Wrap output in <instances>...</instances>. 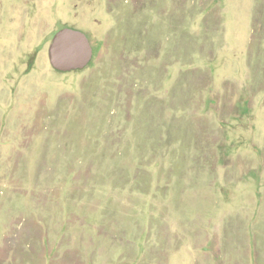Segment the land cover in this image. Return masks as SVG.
Returning <instances> with one entry per match:
<instances>
[{"label":"rangeland","instance_id":"obj_1","mask_svg":"<svg viewBox=\"0 0 264 264\" xmlns=\"http://www.w3.org/2000/svg\"><path fill=\"white\" fill-rule=\"evenodd\" d=\"M0 264H264V0H0Z\"/></svg>","mask_w":264,"mask_h":264},{"label":"water","instance_id":"obj_2","mask_svg":"<svg viewBox=\"0 0 264 264\" xmlns=\"http://www.w3.org/2000/svg\"><path fill=\"white\" fill-rule=\"evenodd\" d=\"M93 52L87 34L68 26L56 32L49 50L52 64L61 70L83 67L91 60Z\"/></svg>","mask_w":264,"mask_h":264}]
</instances>
